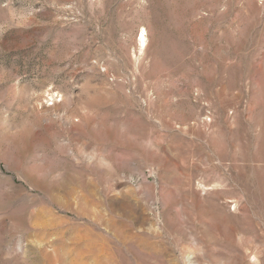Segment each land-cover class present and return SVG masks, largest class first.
<instances>
[{
    "label": "rangeland",
    "instance_id": "rangeland-1",
    "mask_svg": "<svg viewBox=\"0 0 264 264\" xmlns=\"http://www.w3.org/2000/svg\"><path fill=\"white\" fill-rule=\"evenodd\" d=\"M0 264H264V0H0Z\"/></svg>",
    "mask_w": 264,
    "mask_h": 264
},
{
    "label": "bare ground",
    "instance_id": "bare-ground-1",
    "mask_svg": "<svg viewBox=\"0 0 264 264\" xmlns=\"http://www.w3.org/2000/svg\"><path fill=\"white\" fill-rule=\"evenodd\" d=\"M143 38V37H142ZM142 41V40H141ZM144 41V40H143Z\"/></svg>",
    "mask_w": 264,
    "mask_h": 264
}]
</instances>
